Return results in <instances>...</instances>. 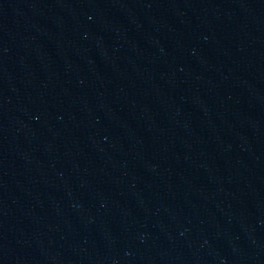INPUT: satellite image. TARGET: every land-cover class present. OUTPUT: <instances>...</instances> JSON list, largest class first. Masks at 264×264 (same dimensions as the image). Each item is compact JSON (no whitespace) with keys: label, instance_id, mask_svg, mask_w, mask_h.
I'll return each instance as SVG.
<instances>
[{"label":"water","instance_id":"1","mask_svg":"<svg viewBox=\"0 0 264 264\" xmlns=\"http://www.w3.org/2000/svg\"><path fill=\"white\" fill-rule=\"evenodd\" d=\"M0 264H264V0H0Z\"/></svg>","mask_w":264,"mask_h":264}]
</instances>
